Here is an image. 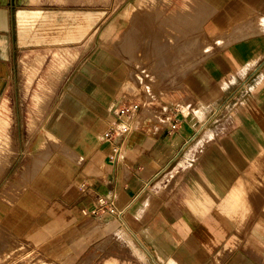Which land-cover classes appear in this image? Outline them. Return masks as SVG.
I'll return each mask as SVG.
<instances>
[{
	"label": "crops",
	"instance_id": "1",
	"mask_svg": "<svg viewBox=\"0 0 264 264\" xmlns=\"http://www.w3.org/2000/svg\"><path fill=\"white\" fill-rule=\"evenodd\" d=\"M124 2L45 122L16 147L0 135L15 154L0 166V230L72 257L125 232L153 264H264V24L251 28L264 0ZM139 71L164 84L140 88ZM9 76L0 57V98ZM120 97L145 126L117 152L103 133Z\"/></svg>",
	"mask_w": 264,
	"mask_h": 264
},
{
	"label": "rangeland",
	"instance_id": "2",
	"mask_svg": "<svg viewBox=\"0 0 264 264\" xmlns=\"http://www.w3.org/2000/svg\"><path fill=\"white\" fill-rule=\"evenodd\" d=\"M124 4V0H6L4 25L0 26L4 53L0 57L8 63L10 76L0 98V124L1 120L7 122L0 135L9 136L15 146L45 122L53 101L68 87L82 64L97 46L109 41V19L121 12ZM144 52L148 56L149 51ZM146 74H137L140 88L145 84H164L143 82ZM40 83L49 90V102L44 109H38L33 101ZM1 151L3 166L15 154ZM3 171L0 169V178ZM122 237L86 245L72 257V251H33L23 241L0 230V264H153L145 247L125 232Z\"/></svg>",
	"mask_w": 264,
	"mask_h": 264
},
{
	"label": "built area",
	"instance_id": "3",
	"mask_svg": "<svg viewBox=\"0 0 264 264\" xmlns=\"http://www.w3.org/2000/svg\"><path fill=\"white\" fill-rule=\"evenodd\" d=\"M112 111L115 117L114 122L103 133V138L106 142L115 143L117 138L126 137L136 129L145 126L141 113V104L136 100L120 97L114 103ZM172 128H176V125H172ZM120 150L121 145H116V151L120 152ZM98 201L103 212L119 219L122 218L124 211L118 208L113 200L99 197Z\"/></svg>",
	"mask_w": 264,
	"mask_h": 264
},
{
	"label": "bare ground",
	"instance_id": "4",
	"mask_svg": "<svg viewBox=\"0 0 264 264\" xmlns=\"http://www.w3.org/2000/svg\"><path fill=\"white\" fill-rule=\"evenodd\" d=\"M261 19V18H260ZM263 24H264V20H262V21H260V20H255V22H253L252 23V27L251 28H260L261 29V26H263ZM251 25V24H250ZM250 27H249V30H250ZM253 28V29H254ZM239 29V28H238ZM248 29V28H247ZM246 29V30H247ZM262 29H263V27H262ZM244 30V29H243ZM248 30V31H249ZM264 30V29H263ZM238 31V30H237ZM251 31V30H250ZM252 32V31H251ZM255 32V31H254ZM260 32V31H259ZM244 33H245V31H244ZM253 33V32H252ZM255 33H258V31L257 32H255ZM249 34V33H248ZM243 35V34H242ZM221 37V36H220ZM224 39V38H223ZM143 40V39H142ZM222 42V41H221ZM198 44V43H197ZM193 46V45H192ZM195 47V46H194ZM192 48V47H191ZM142 49V48H141ZM209 50H210V48H209ZM70 54V53H69ZM64 56V55H63ZM169 55H167V57H168ZM65 57V56H64ZM178 57V56H177ZM58 58V57H57ZM60 58V57H59ZM75 58V57H74ZM45 59V58H44ZM56 59V58H55ZM154 59V58H153ZM68 60V59H67ZM71 60V59H70ZM75 60V59H74ZM139 60V59H138ZM66 61V60H65ZM70 62V61H69ZM75 62V61H74ZM71 63H73L72 61H71ZM155 63V62H154ZM156 64V63H155ZM162 64H164V63H162ZM152 65H154V64H152ZM60 66V65H59ZM67 66H68V64H67ZM65 68V67H64ZM58 69V68H57ZM66 69V68H65ZM68 69V68H67ZM50 72V71H49ZM66 72V71H65ZM34 74V73H33ZM52 74V73H51ZM65 75V74H64ZM63 75V76H64ZM158 79V78H157ZM46 90H48L47 88H46V85L44 84V83H40V85H39V90L38 91H36L35 92V94H34V98H33V101H34V104L36 105V106H40L41 105V102H46V101H48L44 96H42V95H45V92H46ZM49 91V90H48ZM49 102V101H48ZM41 107V106H40ZM39 108V107H38ZM1 122H3V120H1ZM6 124V123H5ZM4 136H5V134H4ZM7 136V135H6ZM1 137V136H0ZM3 138V137H2ZM1 139V138H0ZM9 141H10V139H9ZM16 141V140H15ZM6 143V142H5ZM10 144V143H9ZM13 144V143H12ZM12 144H11V146H12ZM0 145H2L1 144V142H0ZM14 145V144H13ZM4 146V145H3ZM11 146H10V148H11ZM14 147H16V146H14ZM13 147V149H15ZM9 148V147H8ZM70 148V147H69ZM13 149H11V150H13ZM67 149V148H66ZM71 149V148H70ZM72 150V149H71ZM3 151V150H2ZM78 156H79V154H78ZM5 157H7V156H5ZM9 159V158H8ZM8 161V160H7ZM3 168V167H2ZM22 182V181H21ZM16 187V186H15ZM19 188V187H18ZM16 189V188H15ZM17 191H18V189H16Z\"/></svg>",
	"mask_w": 264,
	"mask_h": 264
}]
</instances>
